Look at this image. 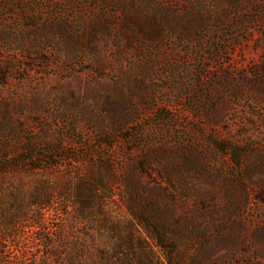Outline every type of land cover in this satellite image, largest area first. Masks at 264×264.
<instances>
[{
	"label": "rangeland",
	"instance_id": "1",
	"mask_svg": "<svg viewBox=\"0 0 264 264\" xmlns=\"http://www.w3.org/2000/svg\"><path fill=\"white\" fill-rule=\"evenodd\" d=\"M0 264H264V0H0Z\"/></svg>",
	"mask_w": 264,
	"mask_h": 264
}]
</instances>
